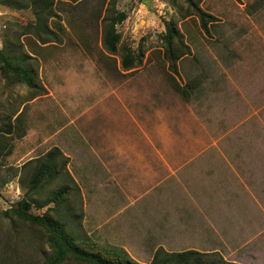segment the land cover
<instances>
[{
    "label": "rangeland",
    "instance_id": "rangeland-1",
    "mask_svg": "<svg viewBox=\"0 0 264 264\" xmlns=\"http://www.w3.org/2000/svg\"><path fill=\"white\" fill-rule=\"evenodd\" d=\"M196 1L215 17L208 32L183 0H116L115 7L127 13L116 27L121 43L143 51L136 68L152 65L163 75L165 23L181 30L190 53L178 60V79H199L186 104L210 133L212 146L171 178L175 181L163 193L162 211L147 214L138 226L121 232L101 227L105 233L88 234L82 222L81 228L95 247H120L141 264H148L161 244L166 251H180L178 247L202 243L219 245L227 261L264 264V0ZM109 2L55 0L65 32L59 42L46 43L23 34V27L34 20L31 9L0 4V49L6 46V36L19 37L23 52L37 60L34 67L44 87L30 98L24 83H11L0 73V123L18 112L25 131L12 139L11 153L0 163V264H43L50 253L40 232L4 215L24 192L19 151L37 146L44 154L54 143L48 138L40 145L43 137H50L124 76L119 54L108 53L101 41V19ZM59 183L56 179L44 185L36 199L44 201ZM73 203V217H65L68 222L80 209L84 213L83 201ZM208 227L218 229L222 242L213 241Z\"/></svg>",
    "mask_w": 264,
    "mask_h": 264
},
{
    "label": "crops",
    "instance_id": "crops-1",
    "mask_svg": "<svg viewBox=\"0 0 264 264\" xmlns=\"http://www.w3.org/2000/svg\"><path fill=\"white\" fill-rule=\"evenodd\" d=\"M119 71L123 78L112 81L109 90L39 143L51 138L54 144L45 152L55 146L68 157L66 169L79 187L88 234L105 233L101 227L121 232L138 226L147 214L162 211V197L175 181L171 178L213 143L206 127L156 67ZM38 152L37 146L19 151L24 158L19 166L43 154ZM208 229L213 241L222 242L218 229ZM203 235L208 240L207 229ZM178 248L224 255L219 245L209 243Z\"/></svg>",
    "mask_w": 264,
    "mask_h": 264
},
{
    "label": "trees",
    "instance_id": "trees-1",
    "mask_svg": "<svg viewBox=\"0 0 264 264\" xmlns=\"http://www.w3.org/2000/svg\"><path fill=\"white\" fill-rule=\"evenodd\" d=\"M115 1L110 0L101 19V41L108 53L119 54L121 70L133 73L142 63L143 51L133 50L129 45L121 43V34L116 26L126 19L127 13L118 10ZM183 1L189 8V14L198 18L201 29L208 32L209 24L215 19L214 15L203 10L196 0ZM0 4L15 10L31 9L34 20L23 27V34H33L41 43L61 40L60 35L65 32V27L60 22V15L54 10L55 0H0ZM162 40L164 63L160 66L168 83L187 103L199 79L196 77L181 83L178 79V60L189 54L190 48L185 43L181 30L172 22L165 23ZM5 45L0 49V73L11 83H24L31 91L30 98L40 95L37 90L44 91V87L39 83L37 68L34 67L37 60L23 52L22 41L17 36L12 38L6 36ZM20 117L21 113L17 112L13 119L12 115H8L0 123V163L11 153L12 139L25 134L20 126ZM67 162L68 157L64 156L58 147L53 146L43 155L23 163L20 179L25 183L24 192L4 211V215L12 222L16 221L36 229L46 238L50 253L45 257L43 264H65L67 261L84 264H141L134 261L120 247L110 249L95 247L81 228L82 209L72 221L65 220L67 215L73 217L72 212L75 208L73 201H78L80 205L82 202L79 187L66 169ZM24 174L26 177H23ZM56 179H60L59 187L51 191L44 201L39 202L36 194L44 185ZM33 207L43 211L35 213ZM148 264L242 263L227 261L217 251L202 252L194 249L166 251L159 247Z\"/></svg>",
    "mask_w": 264,
    "mask_h": 264
}]
</instances>
